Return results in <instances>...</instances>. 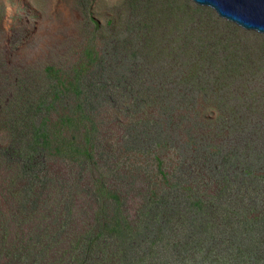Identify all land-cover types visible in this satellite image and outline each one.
Masks as SVG:
<instances>
[{
    "label": "rangeland",
    "instance_id": "obj_1",
    "mask_svg": "<svg viewBox=\"0 0 264 264\" xmlns=\"http://www.w3.org/2000/svg\"><path fill=\"white\" fill-rule=\"evenodd\" d=\"M0 264H264V37L0 0Z\"/></svg>",
    "mask_w": 264,
    "mask_h": 264
},
{
    "label": "water",
    "instance_id": "obj_2",
    "mask_svg": "<svg viewBox=\"0 0 264 264\" xmlns=\"http://www.w3.org/2000/svg\"><path fill=\"white\" fill-rule=\"evenodd\" d=\"M119 1V0H116ZM223 22L264 37V0H186Z\"/></svg>",
    "mask_w": 264,
    "mask_h": 264
}]
</instances>
